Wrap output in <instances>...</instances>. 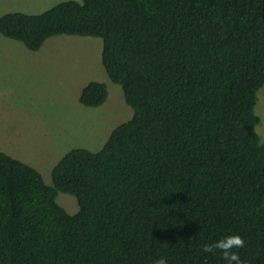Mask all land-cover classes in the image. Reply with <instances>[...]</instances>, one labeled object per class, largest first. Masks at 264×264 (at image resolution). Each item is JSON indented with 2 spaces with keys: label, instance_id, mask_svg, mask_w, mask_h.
<instances>
[{
  "label": "trees",
  "instance_id": "1",
  "mask_svg": "<svg viewBox=\"0 0 264 264\" xmlns=\"http://www.w3.org/2000/svg\"><path fill=\"white\" fill-rule=\"evenodd\" d=\"M0 34L31 51L60 35L101 38L134 112L100 151L68 152L51 186L0 152V264H226L202 247L229 233L244 238L245 264H264V0L66 1L8 13ZM107 98L91 82L80 103Z\"/></svg>",
  "mask_w": 264,
  "mask_h": 264
},
{
  "label": "rangeland",
  "instance_id": "2",
  "mask_svg": "<svg viewBox=\"0 0 264 264\" xmlns=\"http://www.w3.org/2000/svg\"><path fill=\"white\" fill-rule=\"evenodd\" d=\"M82 0H0V17L21 12L41 14L66 2ZM103 40L77 35L49 38L38 51L0 34V152L37 169L52 185V171L77 148L100 151L111 133L130 121L133 109L123 89L102 64ZM91 82L107 86L108 98L97 108L80 103ZM257 133L264 141V86L258 92ZM58 203L79 212L74 196L59 193ZM155 264H166L160 261Z\"/></svg>",
  "mask_w": 264,
  "mask_h": 264
},
{
  "label": "clouds",
  "instance_id": "3",
  "mask_svg": "<svg viewBox=\"0 0 264 264\" xmlns=\"http://www.w3.org/2000/svg\"><path fill=\"white\" fill-rule=\"evenodd\" d=\"M245 243L244 238L239 233H229L211 243H205L202 252L214 253L218 251L226 264H245L238 252V249L243 248Z\"/></svg>",
  "mask_w": 264,
  "mask_h": 264
}]
</instances>
